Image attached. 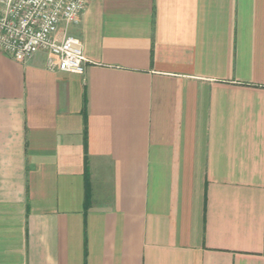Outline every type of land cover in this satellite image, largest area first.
Segmentation results:
<instances>
[{
    "label": "crops",
    "instance_id": "crops-1",
    "mask_svg": "<svg viewBox=\"0 0 264 264\" xmlns=\"http://www.w3.org/2000/svg\"><path fill=\"white\" fill-rule=\"evenodd\" d=\"M68 32L84 74L0 50V264H264V0H91Z\"/></svg>",
    "mask_w": 264,
    "mask_h": 264
},
{
    "label": "built area",
    "instance_id": "built-area-1",
    "mask_svg": "<svg viewBox=\"0 0 264 264\" xmlns=\"http://www.w3.org/2000/svg\"><path fill=\"white\" fill-rule=\"evenodd\" d=\"M90 1L0 0V50L17 60L43 51L50 70L84 74L83 41L68 27L81 22Z\"/></svg>",
    "mask_w": 264,
    "mask_h": 264
}]
</instances>
